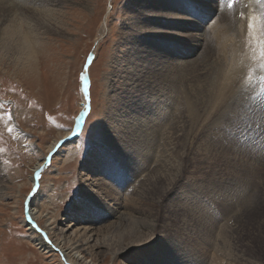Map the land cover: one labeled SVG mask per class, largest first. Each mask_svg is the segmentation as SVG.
Here are the masks:
<instances>
[{"label": "rangeland", "instance_id": "obj_1", "mask_svg": "<svg viewBox=\"0 0 264 264\" xmlns=\"http://www.w3.org/2000/svg\"><path fill=\"white\" fill-rule=\"evenodd\" d=\"M189 1L165 8L166 26L154 28L144 19L153 16L151 5L142 10L140 0H37L31 9L30 0L10 7L4 2L0 264L65 263L58 252L52 259L29 246L24 204L34 189L28 185L33 167L43 165L51 142L64 139L83 113L85 73L88 109L81 129L41 169L36 206L43 204L42 214L29 227L68 225L64 234L79 242L88 237L80 229H94L86 235H94L89 251L96 264H264V179L255 183L264 175V148L257 163L241 156L235 144L221 150L211 142L212 134H221L238 137L241 145L264 146L263 118L255 119L264 115V43L233 40L234 48L241 46L234 62L216 41L220 19L234 21L230 11L238 0L209 13ZM243 1L246 8L250 0ZM253 2L264 7V0ZM14 22L24 25L27 56L6 36L19 28ZM147 28L165 34V44L147 37ZM203 32L194 56L172 55L193 50L195 34ZM249 94L254 99L244 106ZM144 145L151 156L141 152ZM91 181L95 192L85 185ZM239 190L244 206L234 198ZM100 200L118 207V214L103 215ZM101 215L108 219L97 220Z\"/></svg>", "mask_w": 264, "mask_h": 264}, {"label": "bare ground", "instance_id": "obj_2", "mask_svg": "<svg viewBox=\"0 0 264 264\" xmlns=\"http://www.w3.org/2000/svg\"><path fill=\"white\" fill-rule=\"evenodd\" d=\"M7 2L5 3V6H8L10 7L11 5H15V1L16 0H9V2L7 0H0V5H1V9L3 8L4 6V2ZM18 2H20L21 0H17ZM30 1H33L32 4H28V9H31L32 7H36V6H39V4L37 3V0H30ZM149 0H140L141 2V6H144L142 7V10H146L147 6L148 5H151V8H152V13H153V16L147 14V17H144L145 19V22H149L150 23V26L149 28H154V26H159V27H162V26H166L167 24V19L166 17H168V15H170L167 11H165V8L166 9H169V8H172V9H176L177 8V5L174 4V2L176 0H151V3L148 2ZM181 1V0H179ZM227 0H191L189 1L190 4L193 3H197V6L198 7H205V12L209 13V12H212L215 7H218L219 8V11H220V8H222L225 4ZM248 1V0H247ZM253 1H258V0H250L249 3H248V6L246 8H243L242 7V0H238L237 1V4L238 6L236 5L234 8H232V10L230 11L231 15L234 19V21L231 22V20L227 17L224 18V20L220 19L221 22L220 23H223L222 27H221V31L220 30H216L217 33L219 32L221 34L220 37H217V47H218V51L221 53H224L225 54H228L229 52H232V56L230 57V59H233V61L235 62V57L236 56V50L237 48H240L238 46H236V48H234V45H233V40L235 41L236 39H238V41H240V43H242V45H253L252 43H254V45L258 42V43H261L263 44L264 43V7H260L259 6H255V2ZM222 2V3H221ZM241 2V3H240ZM243 2H246V0H244ZM262 2V1H261ZM200 6H199V5ZM252 4V5H251ZM245 5V4H244ZM257 5H259L257 3ZM189 6V5H188ZM43 8V7H42ZM191 8V7H190ZM189 8V9H190ZM193 8V7H192ZM195 9V8H194ZM7 10V9H5ZM203 10V9H202ZM186 11V10H185ZM216 11V10H215ZM227 11V10H226ZM229 11V10H228ZM172 12V11H171ZM174 12V11H173ZM262 12V13H260ZM46 13V12H44ZM191 13V12H190ZM48 14V13H46ZM159 14H161V16H158ZM189 14V13H187ZM195 14V13H194ZM144 15V14H143ZM197 15V14H196ZM222 15V13H221ZM6 16V15H5ZM9 17H11L12 15H8ZM200 16V15H199ZM198 16V17H199ZM208 16V15H207ZM210 16V15H209ZM229 16V17H230ZM238 16H240V18L238 19ZM7 17V16H6ZM203 17V16H202ZM223 17V16H222ZM193 18V17H192ZM200 18V17H199ZM205 18V17H204ZM193 20V19H192ZM184 23H186L185 21H182ZM8 23V22H7ZM5 23V24H7ZM16 23V22H14ZM26 23H27V20H26ZM9 24V23H8ZM148 24V23H147ZM179 24V23H178ZM181 25H185V24H181ZM214 25V24H213ZM212 25V28H214V26ZM6 27L8 25H5ZM11 26H16V27H19L17 30H15L11 35H6L8 38H14V46H15V49H17L19 52H21L22 55H25L27 56V50L30 51V47L27 45V35L24 33V25H22L21 23V27H20V23H16L14 25H11ZM10 26V27H11ZM183 26L181 28H183ZM196 27V26H195ZM147 28V32H146V35L147 37H156L158 38L160 41L159 42H156L155 40H152V39H149L150 42H152L153 45H156L157 43H159V45L163 46L165 44V34H163V36H160V32L159 31H154L155 29H153L152 31ZM181 28H178L177 30H181ZM230 28H234V32L232 33V35H230L229 33V29ZM209 29H210V25H209ZM159 30V29H158ZM184 30V29H183ZM183 30H181L180 32H182ZM212 29H210L211 31ZM138 31V30H137ZM213 31V30H212ZM23 32V33H22ZM168 33H170V31L168 30L167 31ZM229 32V33H228ZM163 33V32H162ZM213 33V32H212ZM218 34V35H220ZM195 38H193L194 40V43H195V46L193 47V50L191 49H185V51L183 53L181 52H173L172 55H174V53H177L179 55H182L186 58L188 57H191V56H194V54L196 53L195 52V49L199 43V41H203L204 40V37L206 36L205 32H203V35L201 33H197L195 34ZM217 35V36H218ZM4 37L5 39L7 37ZM215 36V35H214ZM146 37V38H147ZM3 38V37H2ZM3 38V39H4ZM16 38V39H15ZM216 39V38H215ZM7 40V39H6ZM199 40V41H198ZM237 42V41H236ZM5 43V42H4ZM13 43V42H12ZM235 43V42H234ZM215 44V43H214ZM7 45V44H6ZM30 45L32 47V43L30 42ZM158 45V44H157ZM241 45V44H240ZM262 46V45H261ZM245 47V46H244ZM9 48V47H8ZM14 48V47H13ZM263 48V46H262ZM11 49V47H10ZM246 49V48H244ZM16 50V51H17ZM141 51V50H140ZM194 51V52H193ZM239 51V50H238ZM241 52V51H240ZM245 52V50H244ZM143 53H146L147 54V49L143 52ZM243 53V52H242ZM224 54V55H225ZM264 54V52H263ZM262 55V54H261ZM165 56H170L169 54H166ZM226 56V55H225ZM229 56V55H228ZM249 56V55H248ZM17 59V58H16ZM157 59V58H156ZM238 62H240V59L238 60ZM237 62V64H238ZM243 63V62H242ZM216 65V62L212 64V67H214ZM221 65V64H220ZM234 65V64H233ZM240 66V65H239ZM256 66V65H255ZM257 66H260L259 63L257 62ZM237 67V66H236ZM254 67V65L252 66ZM251 67V69H252ZM263 67V66H262ZM226 68V67H225ZM256 68V67H254ZM236 69V68H235ZM15 70V69H14ZM244 70V68H243ZM242 70V71H243ZM246 71V69H245ZM223 72V71H222ZM220 73V72H219ZM13 74V73H12ZM18 74V73H17ZM21 74V73H20ZM19 74V75H20ZM253 74V73H252ZM258 74V73H257ZM229 75V74H228ZM254 75V74H253ZM218 76V75H217ZM216 76V77H217ZM237 76V75H236ZM83 77H87V81L85 82V80L82 78V86H81V92H82V96H83V102L81 103V106H82V110H83V114L85 116L86 114V111L85 109H88V76L87 74H84ZM209 77V75H208ZM240 77V76H239ZM242 77V76H241ZM238 80L240 78H237ZM230 80V79H229ZM167 81L173 85V79L171 78H168ZM166 81V82H167ZM232 81V80H231ZM202 83V82H200ZM167 84V83H166ZM243 85V84H242ZM244 86V85H243ZM247 87V86H246ZM254 89V88H252ZM248 90V88H247ZM251 91V90H250ZM250 93V92H249ZM255 94V93H254ZM169 101H170V98H168ZM253 94H249L246 98H244V106H247L248 104L252 103L253 101ZM208 102V101H207ZM167 103V102H166ZM236 103V101H235ZM255 104V103H254ZM230 106V105H229ZM239 106V105H238ZM237 107V106H236ZM233 108V107H232ZM248 108V107H247ZM254 107H252V110H253ZM239 109V108H238ZM242 109V108H241ZM259 109V108H258ZM255 110V109H254ZM247 111V110H246ZM251 111V110H250ZM244 113V112H242ZM250 113V112H249ZM251 113H254V112H251ZM83 116V117H84ZM254 116V115H253ZM162 117V116H161ZM236 117V116H235ZM254 118V117H253ZM260 118H263V121L262 122H259L262 124L263 126V130H264V115L260 112V114H258L255 119H260ZM251 120V119H250ZM257 121V120H256ZM82 123V120L80 121ZM258 123V122H257ZM258 125V126H261ZM213 128V127H212ZM210 128V129H212ZM260 129V128H259ZM262 130V131H263ZM208 131V130H207ZM212 132V131H211ZM210 132V133H211ZM215 132V131H214ZM220 133V132H219ZM225 133V132H224ZM233 133V132H232ZM253 133V132H252ZM260 133V132H259ZM76 134V133H75ZM248 134V133H247ZM250 134V133H249ZM71 135V132H67L62 140H60L58 143H57V139H55L54 141L51 142V144L49 145V147L47 148V151H50V153L47 155V157L44 159V163L43 165L39 166V164H36L34 167H33V171L32 173H40L41 172V169H43L45 167V165L48 164V162H50L51 160V156L62 146H64L65 144H67V142H70V141H74L76 139V137L78 136H75L73 138L70 137ZM210 135V134H209ZM212 140L211 142H213L218 148H220L222 150V147L224 145L228 146L229 148H233L234 147V144H235V148H236V151L237 152H240L241 156H244L246 157L247 159L249 160H252V162H257L259 163V159H260V149L264 148L263 145H259L258 143H256L255 141V145H241L239 144L240 141H237L238 137L235 138L237 139H234V137L232 138V140L230 138H228L227 136L224 137V138H221V134H212ZM211 136V135H210ZM224 136V135H223ZM249 136V135H248ZM247 136V137H248ZM251 136V135H250ZM66 137V138H65ZM261 137V136H259ZM211 138V137H210ZM159 139V137H158ZM264 139V138H263ZM260 142V141H259ZM264 144V142H262ZM202 146H203V143H202ZM227 149V148H226ZM140 150V149H139ZM142 153H143V150H145V152L143 153L144 155L148 152L147 150H149V148L146 150V147L145 145L142 146V149H141ZM139 152V151H138ZM150 152H155L154 148H150ZM149 153V152H148ZM140 154V153H139ZM150 156H151V153H149ZM142 154H140L139 156L141 158H143ZM149 156V155H148ZM143 160V159H142ZM147 159H146V163H147ZM151 162V161H150ZM150 166V165H149ZM148 166V167H149ZM241 168V167H240ZM245 168H241L239 169L238 171V178L239 180H244L242 178V174L244 172ZM36 176V174H35ZM35 176H32L31 178H29V183L28 185L32 186L35 188V186H37V189L36 190H32L29 194V196L26 197L25 199V204H24V210H25V215L27 216V219L28 221L26 222V229L31 233L29 235V246H31V248H36L35 250L38 251L40 254L44 255L45 257H48V258H52L54 259V256H57V253L55 252H58L60 253V255L62 257H64V264H96L94 260H92V257H91V254H90V249L94 246V245H89V242H93L94 238H93V234L91 233L90 235H86L88 234L90 231H93L94 229L92 228H82L80 230H82L84 236H88L86 240H83L82 242L80 241H73L69 236L65 235V231L66 230H70V226H66L64 228H59L55 230V227L52 226V224L48 223L47 225L43 224L42 225V229L39 228L40 231H35L36 229L33 228V227H29L28 223H34L35 224V221H40V210L41 208H43V204H37L36 206V203L38 202V199H39V195L36 194V191L39 190V184L37 183V178ZM264 179V175L259 177L255 183H260L262 182V180ZM1 180V179H0ZM112 181V180H111ZM222 183H224V186H226L227 182L225 181H221ZM89 184H85L87 185V187L90 189L91 187V191L92 192H95L94 191V188H93V181L89 182ZM248 183V180L247 182ZM261 184V183H260ZM27 187V185H24ZM96 186V185H95ZM236 187H239L238 185H234ZM233 186V187H234ZM24 187V188H26ZM29 188V187H28ZM86 188V187H85ZM240 188V187H239ZM255 189V187L253 188ZM99 199H103L101 197H98ZM235 199H238V205L241 206L244 204L245 202V197L243 196V191L239 190V196H235L234 197ZM95 201H97V198L95 199ZM99 201V200H98ZM101 205V207H99L100 211L101 210H104L103 212V215H106V216H111L112 214H118L119 212V208L118 207H112L113 204H108V203H105L104 200H100L99 202ZM110 206V207H109ZM238 208H241L239 207ZM244 206V205H243ZM242 206V208H243ZM109 207V208H108ZM102 208V209H101ZM111 208V209H110ZM236 210V207L234 206V209H233V212ZM102 212V211H101ZM232 212V211H231ZM103 215L99 216L97 220H107L108 218L107 217H104ZM230 215V214H229ZM228 215V216H229ZM96 217V216H95ZM232 218V216H230V218L228 220H230ZM65 220V219H64ZM76 220H79V218H76ZM50 222V221H49ZM99 224V223H97ZM71 226H74V224H72ZM77 229V228H76ZM96 229V228H95ZM79 230V229H78ZM36 232L38 234H36ZM45 235H48L47 238L51 239L52 242H50ZM27 242V241H26ZM151 242V241H150ZM53 243V245H52ZM80 243H82L80 245ZM54 246V247H53ZM54 252V253H53ZM59 256V255H58ZM57 261V260H56Z\"/></svg>", "mask_w": 264, "mask_h": 264}, {"label": "snow or ice", "instance_id": "obj_3", "mask_svg": "<svg viewBox=\"0 0 264 264\" xmlns=\"http://www.w3.org/2000/svg\"><path fill=\"white\" fill-rule=\"evenodd\" d=\"M229 7H231V5H229ZM83 79L85 80V82L87 81V77H83ZM85 111L87 112V109H85ZM83 113L81 114V117L78 119L77 123H76V127L74 129H72V134H75L77 131H79L81 129V123L80 121L83 120ZM39 175L40 173L38 172L36 174V178L39 179ZM35 190V188L33 189V191Z\"/></svg>", "mask_w": 264, "mask_h": 264}, {"label": "water", "instance_id": "obj_4", "mask_svg": "<svg viewBox=\"0 0 264 264\" xmlns=\"http://www.w3.org/2000/svg\"><path fill=\"white\" fill-rule=\"evenodd\" d=\"M85 74H86V73H85ZM83 116H84V115H83ZM80 117H81V116H80ZM80 117H79V118H80ZM79 118H78V119H79ZM83 118H84V117H83ZM78 133H79V131H77L76 134H72V136H70V137L73 138V137L77 136ZM35 174H37V173H35ZM35 174H34V176H35ZM35 177H36V176H35ZM35 188L37 189V186H35ZM36 189H35V190H36ZM26 220L28 221L27 216H26ZM28 222H29V221H28ZM29 224H31V223H29ZM31 226L35 227V225H33V224H31Z\"/></svg>", "mask_w": 264, "mask_h": 264}]
</instances>
